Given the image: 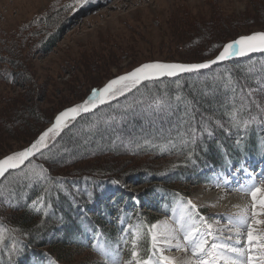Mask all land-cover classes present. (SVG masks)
I'll return each mask as SVG.
<instances>
[{"label": "trees", "instance_id": "trees-1", "mask_svg": "<svg viewBox=\"0 0 264 264\" xmlns=\"http://www.w3.org/2000/svg\"><path fill=\"white\" fill-rule=\"evenodd\" d=\"M70 4L71 0H64L62 5L52 4L10 36L7 49H0L5 55L0 58L1 82L14 84L11 70L18 74L17 80L25 81L21 70L16 68L21 67L23 52L32 41L38 53L54 48L69 27L71 16L78 11H71ZM252 11L264 20V5L259 3ZM250 20L252 23L253 17ZM179 23L180 30L173 38L178 39L177 48L188 56L163 63L204 62L215 57L224 44L253 33L239 28L232 36L217 34L210 28L199 29L202 21L196 25L187 16ZM27 83L24 82L26 86ZM248 89L256 90L249 99L264 106V53L199 73L144 83L126 94L127 98L120 97L70 124L44 150L43 156L33 159L31 166L1 179L0 264H35L34 260H44L46 256L68 264L73 257L71 249L85 247V236L106 225L104 219L111 206H103L105 195L119 191L123 185L138 184L150 186L147 192L152 195L163 191L162 187H170L188 197L191 186L206 183L204 177L209 169L223 171L242 164L248 157L264 154V111L244 98ZM153 98H163L165 105L150 110L141 104L127 107L136 101L150 103ZM34 111L30 119L27 113L20 119L26 128L33 130L35 124L45 121ZM233 111L238 113L239 127L231 122ZM3 117L0 134L5 131L3 134L8 135V120ZM252 117L256 120L245 128L242 121H251ZM52 119L53 116L45 121L33 140ZM205 127L213 135L209 136ZM194 128L197 131L193 143ZM41 168L43 178L36 176ZM156 214L161 213L156 210ZM156 214L143 212L142 240L137 249L142 258L148 255V229L159 220ZM17 245L20 251L10 255Z\"/></svg>", "mask_w": 264, "mask_h": 264}, {"label": "rangeland", "instance_id": "rangeland-1", "mask_svg": "<svg viewBox=\"0 0 264 264\" xmlns=\"http://www.w3.org/2000/svg\"><path fill=\"white\" fill-rule=\"evenodd\" d=\"M56 2L62 5L64 0H0V49H7L6 45L12 34L35 16L45 13ZM259 3L264 5V0H95L94 3L81 7L71 16L69 27L64 29L51 51L35 52L32 41L29 49L23 52L22 65L19 63L21 67L16 68L21 70L20 74H23L25 81L17 80L18 74L12 70L14 84L0 81V121L4 116L3 118L8 120L6 125H9L8 135L3 134L5 131L0 134V158L7 152L19 151L26 147L45 126V121H50L53 116L47 125L50 127L55 115L69 105L80 103V99L90 87H101L108 80L123 75L142 63L182 60L188 56L177 48L175 43L178 39L173 38L176 31L180 30L179 22L186 16L193 22L196 21V25L202 21L203 25L199 29L210 28L217 34L232 36L239 28L247 33L264 32L262 16H255V11H252ZM214 17L216 19L212 22ZM251 17L254 19L252 23ZM4 56L0 53V58ZM24 82H28L27 86ZM29 110H36L39 116L42 115L43 121L45 120L44 123L35 124L34 130L26 128L20 120L26 113L30 119L32 113ZM72 123L74 122L70 124ZM258 161H263L260 167L256 166L254 170L259 174L256 176L258 181L245 178L248 173L245 172L247 165L243 162L229 166L223 173L209 169L204 177L206 183L191 186L187 198L177 194L174 188L170 187H162L163 191L152 195L147 192L150 186L123 185L119 191L104 196L103 206H111L104 219L106 225L85 236V247L71 249L73 257L68 264H105L106 260L110 262L113 257L117 259L118 264H125L133 250V233L139 231L141 234L143 212L151 216L156 210L161 213V223L156 231L162 230L164 224L175 228L174 221L183 210L182 204H186L189 199L198 205L200 214L205 217L236 213L227 210L226 204L224 208L216 202L209 204L206 196L221 192L222 195H219L216 201L222 202L227 198L225 196L239 195L238 186L255 184L264 187V181L260 182L264 179L261 176L264 173L263 153L257 156V163ZM249 162L254 163L252 157ZM222 184L230 186L221 187ZM248 196L246 194V198ZM248 199L251 201L248 197L245 203L238 206L237 211L245 206H249V210ZM98 210V214L102 216L99 207ZM257 218L264 219V216ZM259 226L262 228H256L257 232L264 233V225ZM141 238L142 235L138 243ZM149 241L151 245L150 236ZM17 247L20 249L19 245ZM164 254L176 260H184L187 257L185 253L181 255L177 250H167ZM33 262L61 264L49 256Z\"/></svg>", "mask_w": 264, "mask_h": 264}, {"label": "snow or ice", "instance_id": "snow-or-ice-1", "mask_svg": "<svg viewBox=\"0 0 264 264\" xmlns=\"http://www.w3.org/2000/svg\"><path fill=\"white\" fill-rule=\"evenodd\" d=\"M94 2L95 0H71L68 8L75 12ZM250 52H264V32L241 35L224 44L214 59L199 63H142L131 71L108 80L103 86L92 88L90 94L80 103L58 112L51 126L41 132L26 147L0 158V177L31 166L33 159L37 155L43 156L44 150L49 148L50 142H54L65 129H68L71 122L76 121L82 114L93 112L100 105L118 100L120 97L127 98L126 94L131 93L134 89L138 90V86L144 82L210 69L213 65L226 61L230 57L245 56ZM255 91V89H248L244 98L249 99ZM177 99L180 98L177 97ZM249 103L255 104L256 108L264 111V106L256 100L249 99ZM136 104H141L150 110L152 108L159 109L165 105V101L163 98H153L150 103L136 101L127 107L132 108ZM255 120L256 117H252L251 121L245 120L242 123L247 128L248 124ZM231 122L235 127H239L241 124L236 111L231 114ZM217 125L224 127L220 122H217ZM204 130L209 136L213 135V132L207 127ZM226 130L230 131V129ZM196 131V128L192 129L193 143L196 139ZM43 172L44 169L41 168L36 176L43 178ZM237 190L250 196L251 215L248 213L249 206H245L232 215L205 217L200 214L198 205L189 199L186 204H182L183 210L179 218L174 221L175 228L164 224L162 230L156 231L161 222L149 226L148 235L151 238V245L147 258H142L140 251L137 250L140 232L133 233V250L130 253V259L125 261V264H264V233H258L255 228V225H264V219L257 218L264 216V187L252 184L246 187L238 186ZM245 233L246 242H244ZM172 248L185 254L190 252L191 255L184 260H176L164 254L165 251ZM19 251L20 249L14 246L9 254ZM102 254L107 255L103 252ZM105 264H118V261L113 257L110 262L106 260Z\"/></svg>", "mask_w": 264, "mask_h": 264}, {"label": "bare ground", "instance_id": "bare-ground-1", "mask_svg": "<svg viewBox=\"0 0 264 264\" xmlns=\"http://www.w3.org/2000/svg\"><path fill=\"white\" fill-rule=\"evenodd\" d=\"M254 174V173H253ZM258 176V175H257ZM261 176L262 177H264V173L263 174H261ZM251 178V175H248L247 176V179H250ZM258 181L259 180V178H256L255 179V181ZM262 181H264V179H261L260 180V182H262ZM250 185H252V184H250ZM230 185L229 184H222L221 185V187H225V188H228ZM232 187V186H231ZM234 189V185H233V187H232V190ZM239 191V190H238ZM238 191H236V192H238ZM225 192H229V191H225ZM208 193V192H207ZM221 193V192H220ZM217 194V193H215L214 192V194H209V195H207L206 196V201L210 204V202L211 203H214V202H216L217 203V205H219L220 207H223V206H225V204H226V206H228V207H230V208H239L238 206H240L241 204H243V203H245L246 201H247V198L248 197H250V196H248L247 198H246V194L245 195H242V193L243 192H241V191H239V195H231V196H225V197H227L226 199L224 198V200H222V202H217L216 201V199L219 197V195H222V194ZM201 194V193H200ZM203 194V193H202ZM230 194H232V192H230ZM218 195V196H217ZM201 196V195H200ZM203 197V196H202ZM222 197H224V196H222ZM200 199V198H199ZM221 199V198H220ZM219 199V200H220ZM202 200H204L203 198H202ZM198 202V201H197ZM200 203H202V201H200ZM251 204V201L248 199V205H250ZM218 206V207H219ZM243 206V205H242ZM224 208V207H223ZM248 213H249V215L251 214V208H249V210H248ZM171 223V222H170ZM255 228H260V226H258V227H256V225H255ZM262 228V227H261ZM260 228V229H261ZM259 233V232H258ZM245 242H246V240H244ZM171 250H173V251H176V249L175 248H172ZM168 251H170V250H168ZM181 255H184V253H182V252H180V251H178ZM191 255V253L190 252H188L186 255L187 256H189V255ZM180 255V256H181Z\"/></svg>", "mask_w": 264, "mask_h": 264}, {"label": "water", "instance_id": "water-1", "mask_svg": "<svg viewBox=\"0 0 264 264\" xmlns=\"http://www.w3.org/2000/svg\"><path fill=\"white\" fill-rule=\"evenodd\" d=\"M256 53H260V52H250V53H248L247 55H245V56H234V57H230L228 60H226V61H223V62H220V63H218V64H216V65H213L211 68H213V67H216V66H218V65H220V64H223V63H225V62H227V61H230V60H232V59H236V58H243V57H246V56H249V55H252V54H256ZM214 59V58H213ZM205 70H207V69H205ZM205 70H200L199 72H202V71H205ZM193 73H198V72H193ZM193 73H183V74H180L179 76H181V75H184V74H193ZM164 78H168V77H164ZM164 78H160L159 80H161V79H164ZM174 78V77H173ZM145 83V82H144ZM114 101V100H113ZM112 102V101H111ZM101 106H103V105H100L99 107H101ZM98 107V108H99ZM97 108V109H98ZM97 109H95V110H97ZM95 110H93V112L95 111ZM85 114H88V113H85ZM85 114H82L81 116H83V115H85ZM80 116V117H81ZM80 117H78V118H80ZM77 118V119H78Z\"/></svg>", "mask_w": 264, "mask_h": 264}]
</instances>
